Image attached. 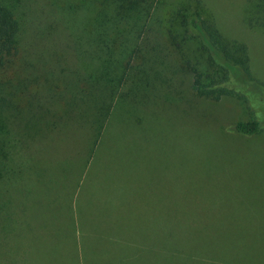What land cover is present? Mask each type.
I'll list each match as a JSON object with an SVG mask.
<instances>
[{"label":"rangeland","instance_id":"1","mask_svg":"<svg viewBox=\"0 0 264 264\" xmlns=\"http://www.w3.org/2000/svg\"><path fill=\"white\" fill-rule=\"evenodd\" d=\"M67 1L21 3L20 55L9 70L29 84L0 109L9 148L0 166V264H85L82 246L106 250L103 258L124 249L109 264H264V131H230L264 124L260 92L248 104L196 97L191 66L205 68V54L192 28L169 22L187 0H148L102 34L90 22L97 7L87 16ZM200 1L225 39L248 46L264 82V32L245 21L252 0ZM79 37L117 48L84 52ZM176 37L186 39L182 50ZM107 60L114 75L103 77ZM95 72L91 94L65 95L67 83L82 85ZM101 107L108 114L92 152L89 125ZM108 206L113 218L130 206L143 222L114 236L117 226L95 227Z\"/></svg>","mask_w":264,"mask_h":264},{"label":"trees","instance_id":"2","mask_svg":"<svg viewBox=\"0 0 264 264\" xmlns=\"http://www.w3.org/2000/svg\"><path fill=\"white\" fill-rule=\"evenodd\" d=\"M91 1L92 0L67 1L71 3L66 5V8L70 11L80 12L88 16L90 6L97 7L99 12L95 14L90 22L93 23L94 27H96L97 31L101 32V34L102 32L113 29L114 26H119V23L125 19L134 18V13L136 14L144 10L146 8L145 4L148 2V0H100L102 3L101 5L97 0H95V2ZM21 3L22 0H0V109L3 107V102L7 103L8 99L11 101L20 91L24 92L29 84V82L24 79H20V84L18 74L13 75L10 73L13 72V69L9 70L11 66L18 62L16 59L20 55L22 25L19 16L20 13H22ZM245 21L249 28L264 32V0H252L249 3L245 10ZM169 22L177 24L183 30L192 28L196 35L195 39L199 43V51L205 54V68L199 69L200 63L191 66L194 77L193 90L196 97L215 102H219L225 97L236 98L248 104V101H250L249 93L260 92L258 97L262 104L261 106L256 105L255 107H260L262 110L264 109V82L259 80L252 71L248 46L238 40L229 41L225 39L218 30L215 19L213 20L212 17L206 14V6L202 1L187 0L172 13ZM83 25H85V23ZM109 34L114 35L113 32ZM79 40H81V46L84 52H89V50L87 51L86 49L92 48L93 52L111 53L116 51L117 48L116 41L112 42L104 39H95L93 42L94 48L92 46L93 40L88 38L89 44L81 37H79ZM114 40H118V38ZM185 40L186 39H183L182 42H179L176 37L172 43L175 48L182 50ZM127 41L135 42L131 38ZM104 65L101 75H103V77L113 76L112 69L114 62L107 60ZM98 73L95 72V74H92L90 76L91 81H84L82 85H79L80 79L74 87H70L67 83L66 89H69L65 92V95H67V93L74 95L76 90L77 92H84L88 96L89 93L91 94V90H89L91 87L90 85H95L97 83ZM108 81L113 82V80ZM17 84L18 88H15ZM109 88H111L110 94L112 95L115 89L114 87L108 86L107 90ZM70 103L71 102L68 104ZM111 105L108 106L110 110L112 109ZM106 111L108 114L107 108L101 107L99 113L93 115V118L97 117L96 121L94 124L89 125V129L91 130V142L89 147L93 150L92 152H95L102 142L101 127L103 125V120L100 121V118H105ZM1 113L2 110H0V117ZM88 123L89 121H87V124ZM3 129L4 127L0 125V166L6 168L5 159L7 158L9 148L7 137ZM230 131L237 135L253 137L264 131V124L262 120L258 119L248 122H238L230 128ZM82 186H84V182L81 183L80 187ZM113 206L114 205L111 207ZM129 207L130 206H128L121 217L113 218L111 217V209L108 206L105 209L106 217L98 216L97 220H99L95 222V227L107 224L108 229H111V225H114L118 227L116 228L118 233L114 236H122L125 230L129 231L131 227L135 226L136 222L142 224L144 219L141 216H131ZM84 209V206L79 207L81 216L84 214ZM87 223L88 220L85 218V224ZM106 233V230L101 231L99 234V236L101 235L100 238H106ZM188 239L189 238L186 236L187 241ZM121 241H123V239L120 240V242ZM120 242L118 241L117 243L119 244ZM96 250L97 246H82L80 249V262H84L85 264H109L112 260L119 259L126 255L124 252H121L124 250L122 249L115 254L103 258L106 254V250Z\"/></svg>","mask_w":264,"mask_h":264}]
</instances>
